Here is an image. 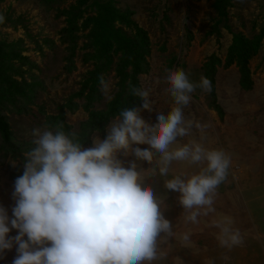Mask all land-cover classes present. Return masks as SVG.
<instances>
[{"label": "rangeland", "instance_id": "374dc122", "mask_svg": "<svg viewBox=\"0 0 264 264\" xmlns=\"http://www.w3.org/2000/svg\"><path fill=\"white\" fill-rule=\"evenodd\" d=\"M62 10L66 17L59 14ZM114 10L119 15L131 12L129 19L148 39V69L140 74L139 87L150 90L152 111L141 110L142 119L154 124L157 113L167 115L175 106L166 91L167 71L182 69L194 83L201 77L213 78L223 116L210 106V93L197 88L183 108L184 118L206 128L201 133L193 127L177 144L196 140L205 148L223 150L231 160L227 179L216 190V212L193 224L185 220L179 193L164 185L177 175L187 178L198 173L202 165L173 162L169 173L161 176L155 161L118 157L124 167L135 161L137 171L146 169L144 184L163 202L162 214L173 225L174 235L159 242V258L151 264H264V0H55L50 5L40 0H0V110L14 145L10 149L0 134V207L11 219L15 180L24 171V153L35 147L33 129L48 125L54 130L62 124L74 136H83L81 144L86 139L82 148L92 147L95 136L106 138L118 116L106 123L105 136L98 129L90 134L82 124L90 126L91 117L102 114L112 100H105L99 80L97 99L83 88L95 68L93 56L106 54L112 57V68L101 76L111 82L113 99L117 93L114 68L136 30L120 19L111 22ZM72 18L76 44L59 35ZM236 38L237 46L244 44L251 53L245 66L250 89L243 83L240 57L230 64L229 48ZM91 99L93 106H88ZM220 215L233 219V227L243 236L241 245L219 246L218 229L210 224ZM184 233L191 234L190 246L179 239ZM17 234L11 230L8 235ZM16 255L13 245L0 254V264H12Z\"/></svg>", "mask_w": 264, "mask_h": 264}, {"label": "clouds", "instance_id": "9594fccd", "mask_svg": "<svg viewBox=\"0 0 264 264\" xmlns=\"http://www.w3.org/2000/svg\"><path fill=\"white\" fill-rule=\"evenodd\" d=\"M166 81L175 105L167 115L157 113L156 123H146L140 113L152 111L150 90L130 85L141 108L123 109L106 138L95 136L90 148H82L62 124L54 130L48 125L33 129L35 147L24 153V171L15 180L12 218L0 207V254L15 245L12 264H151L158 259L159 242L174 235L173 225L162 214L163 202L144 184L146 169L137 171L135 161L124 167L119 156L134 155L148 164L155 161L161 176L169 173L173 162L202 165L198 173L187 178L177 175L164 186L179 193L186 222L199 224L198 217L216 212L214 198L227 179L229 155L196 140L177 144L193 127L204 132L205 125L185 120L183 108L197 88L210 93L211 81L201 77L199 83L191 82L182 69L167 71ZM99 83L110 102L111 82L101 76ZM233 225L227 215L212 220L220 247L243 243ZM11 230L18 234L9 237ZM190 236L184 233L179 239L190 246Z\"/></svg>", "mask_w": 264, "mask_h": 264}, {"label": "trees", "instance_id": "16d2710c", "mask_svg": "<svg viewBox=\"0 0 264 264\" xmlns=\"http://www.w3.org/2000/svg\"><path fill=\"white\" fill-rule=\"evenodd\" d=\"M42 2H45L46 5H50L51 3H54L55 0H40ZM117 10H114L112 13L113 18L111 20H119L122 24H125L128 28H134L136 30V34L125 42L121 49V58L118 60V62L115 65L114 72L116 74V77L118 78L117 82V93L112 99V101L107 105V109L103 111L102 114L93 115L90 121V126L87 125V123L82 124L84 126L83 128L86 129L87 127L90 129V134H92L95 129H98L101 131L102 136H105V125L108 123V121L112 118H115L119 115V113L125 109H131V108H139L141 107L142 101L138 98L133 96L130 93V85L135 86L137 88L139 87V76L141 73L145 72L148 69V62L146 61V55L149 53V43L148 39L145 36V33L140 29L137 24L134 21H131L129 19V16L131 12L124 11L125 14L121 15L116 13ZM60 15H64V10L59 12ZM66 17V16H65ZM68 22L67 28L61 29L59 32L60 38L65 41L69 42L71 44H76L77 37H76V26L74 25L75 22H73V18ZM91 38V36H89ZM94 40L93 38L90 39L92 42ZM234 45H232L229 48V55L230 56V64H232V59L235 56H239L241 59V68L242 70H245L246 66V60L248 56H251L250 50L247 48L246 45H239L237 46V38L235 39ZM72 56V55H71ZM69 57V62L72 64L73 57ZM89 59H85L84 62H87ZM92 60L95 61V68L94 71L89 74V76L86 78L84 89H88L90 91L89 96L90 98L92 96L95 97V99L98 98V91L97 90V82L99 80V77H101L102 74L109 72L111 70V64H112V57L109 55H98L95 54L92 58ZM243 80L244 84L247 88H251V81L249 78L248 72L243 73ZM212 84V91L210 92V98H211V104L210 106L218 113L220 118L223 116V110L221 106L217 103V100L215 98V88H214V80L213 78L210 80ZM93 82V83H92ZM81 91V93L83 92ZM95 102V101H94ZM92 99L89 102L88 106H93ZM64 131L66 133H69V127H65ZM0 134L3 136V139L7 146L12 149L14 147L13 143L11 142L12 133L10 131L9 124L7 122L6 116L1 114L0 110ZM76 136V137H75ZM74 138L76 140H80L82 142L83 136L82 135H75ZM86 141V139H84ZM81 144L84 147V143ZM89 140H87V144H89ZM23 174V173H22Z\"/></svg>", "mask_w": 264, "mask_h": 264}]
</instances>
